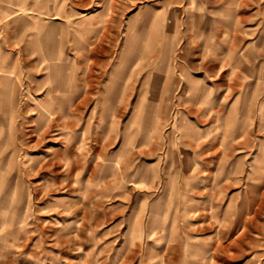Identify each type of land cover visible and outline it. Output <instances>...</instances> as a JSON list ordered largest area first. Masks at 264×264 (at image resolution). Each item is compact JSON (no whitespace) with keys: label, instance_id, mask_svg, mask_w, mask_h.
I'll use <instances>...</instances> for the list:
<instances>
[{"label":"rangeland","instance_id":"obj_1","mask_svg":"<svg viewBox=\"0 0 264 264\" xmlns=\"http://www.w3.org/2000/svg\"><path fill=\"white\" fill-rule=\"evenodd\" d=\"M4 40L0 264H264V0H0Z\"/></svg>","mask_w":264,"mask_h":264},{"label":"crops","instance_id":"obj_2","mask_svg":"<svg viewBox=\"0 0 264 264\" xmlns=\"http://www.w3.org/2000/svg\"><path fill=\"white\" fill-rule=\"evenodd\" d=\"M8 48V42L7 40H4L0 42V52H3L5 56V65L0 61V69L4 71L6 74L3 76H0V111L3 113L0 115V123L4 122L5 120L7 123H9L8 130L9 131V139L13 138H27V131L25 128H23V133L21 134L20 129L18 130L14 123L16 113V109H14L15 105V97H16V88L12 86V81H11V75H9L8 71L11 69L14 65L13 63V50L7 49ZM9 56V57H8ZM9 58V59H8ZM47 59H52L53 62L49 63L47 68H49V74H47V77L45 76V81H50L52 83V88H47L46 93L42 98H40V104L46 106L51 105V106H56L62 104V101L64 99H67L65 97H57V95L52 96V97H47L49 93H52L54 91H61L65 89L64 87L66 86V79L64 75V70L66 67L65 63L62 62H57L60 57H49ZM56 59V60H55ZM26 94V93H25ZM27 97H24V102L22 103L25 107L28 105L26 104L27 102ZM64 98V99H63ZM68 105L71 107L72 105V100L69 99L67 102ZM29 109V108H28ZM32 120L34 117L31 118ZM15 127L14 131L13 128ZM20 128V127H19ZM2 128H0L1 131ZM37 135L40 134V131L38 129H35ZM22 146L24 145V140L22 141ZM3 140L0 142V154L3 153H9L7 156V160H12L13 156L17 153V147L16 145H3ZM14 143V142H13ZM9 148H11L9 150Z\"/></svg>","mask_w":264,"mask_h":264}]
</instances>
